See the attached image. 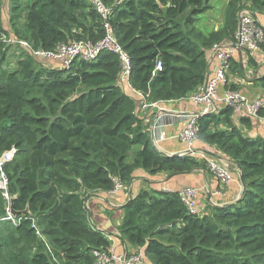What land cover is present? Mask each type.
Returning <instances> with one entry per match:
<instances>
[{
  "label": "trees",
  "instance_id": "obj_1",
  "mask_svg": "<svg viewBox=\"0 0 264 264\" xmlns=\"http://www.w3.org/2000/svg\"><path fill=\"white\" fill-rule=\"evenodd\" d=\"M101 1L110 8L106 21L88 0H8L4 19L0 0V38L55 51L101 41L107 23L130 58L132 90L149 93V102H168L189 98L206 82V51L235 43L243 8L264 16V0H227L214 28L206 15L209 0ZM5 46L0 41V157L13 151L2 172L19 214L15 224L4 220L10 200L0 191V264H97L93 251L110 250L111 242L90 225V195L127 185L137 170L172 177L206 165L156 150L136 103L118 83L117 56L103 52L95 62L61 68ZM2 47L18 50L13 67ZM259 50L264 54V39ZM157 62L162 70L153 74ZM230 65L240 76L239 64L232 59ZM254 84L264 99V75ZM257 115L264 119V105ZM198 127V140L239 170L241 197L192 216L178 192L141 190L123 207L120 238L142 248L149 264H264V139L247 137L230 108L200 117Z\"/></svg>",
  "mask_w": 264,
  "mask_h": 264
},
{
  "label": "built area",
  "instance_id": "obj_2",
  "mask_svg": "<svg viewBox=\"0 0 264 264\" xmlns=\"http://www.w3.org/2000/svg\"><path fill=\"white\" fill-rule=\"evenodd\" d=\"M98 15L106 21L110 17V8L106 7L101 0H88ZM105 36L97 42L92 43L88 40H80L68 45L62 44L55 51H44L41 49L33 50L30 44L24 40H17L12 37H1L0 41L14 46L15 48H24L29 50L35 59L39 61H57L61 63V68H69L75 60H80L88 63L97 61L100 54L103 52L111 53L118 57L121 71L118 76V83L122 88H131L129 84V75L131 69V61L128 54L123 50L120 44L115 39L111 32L110 26L104 25ZM264 39V27H262L255 16L247 9L243 8L238 13L237 28L235 31V43H222L212 47L213 56L209 63L208 77L204 85L198 91L190 96V100L200 107V112L192 114L183 124L182 130L177 136L178 140L183 144L182 153L184 156H189L205 163L207 169L215 175L223 184L230 182H239V170L234 171L230 168L228 162L219 158L218 160L208 158L206 152L195 148L198 141V119L202 116L217 114L222 108H230L232 115H236L240 119H262L257 113L264 105L263 97L254 99L247 98L239 90H231L227 88V74L231 69L230 61L235 49L247 51L250 56L255 55L259 51V44ZM162 66L157 62L155 72L161 71ZM224 87L219 93V88ZM143 104L151 108H155L158 112L162 108L158 106V102H149V93L142 95L138 93ZM13 151L5 152L0 157V191L6 200H10L7 194L8 182L2 172L5 163L12 159ZM123 185L117 183L110 194L121 190ZM198 190L195 188H186L180 192L181 201L185 206L188 215L198 216L201 210L196 205V197ZM16 217L10 214V204L6 206V217L4 220L10 221L13 224L18 221ZM93 256L97 264H147L144 250L140 252L126 254L114 253L110 250H94Z\"/></svg>",
  "mask_w": 264,
  "mask_h": 264
},
{
  "label": "crops",
  "instance_id": "obj_3",
  "mask_svg": "<svg viewBox=\"0 0 264 264\" xmlns=\"http://www.w3.org/2000/svg\"><path fill=\"white\" fill-rule=\"evenodd\" d=\"M255 19L264 27L263 15L257 14L255 15ZM5 24L7 22L3 19V25L5 26ZM212 56V49L206 51V58L209 63ZM251 57L247 51L235 49L232 58L239 64V68L241 64L243 68H240V76L230 69L227 74V84H234L247 98L254 99L256 97H263L261 89L254 84V80L264 75V54L259 50ZM41 62L47 65L62 66L57 61L51 63H48V61ZM252 65L255 68L251 67ZM223 88L220 87L218 89L219 93L222 92ZM123 91L136 103L135 112L138 118L143 121L151 143L156 150L165 156L182 153L184 146L177 136L188 117L199 113L200 107L191 101L190 98H186L177 101L158 102V106L162 108V111L158 112L155 108L143 104L138 93L133 91L132 88L126 87ZM232 120L233 124L238 126L247 137H261L264 139V119H250L249 125L242 124L241 119L236 115H232ZM221 129L225 130L226 128L222 127ZM195 148L206 152L208 158L215 160L219 158L225 159L232 170H238L234 163L215 147L197 141ZM135 149H139V147ZM186 188L198 190L196 205L202 211L201 213L208 211L207 205L219 207L233 204L241 197L243 191L240 181L223 184L207 167L205 169H196L189 174L172 177L167 176L165 173L149 175L143 170H137L133 174L131 181L127 185H123L121 190L113 194L109 192H97L87 198L86 206L89 213L90 225L94 229L104 233L111 242V250L114 253L131 254L140 252L142 248H134L120 238L118 227L124 216L123 207L141 190L180 193ZM147 264H149V260Z\"/></svg>",
  "mask_w": 264,
  "mask_h": 264
},
{
  "label": "rangeland",
  "instance_id": "obj_4",
  "mask_svg": "<svg viewBox=\"0 0 264 264\" xmlns=\"http://www.w3.org/2000/svg\"><path fill=\"white\" fill-rule=\"evenodd\" d=\"M227 0H209V4L213 7L212 9H210L208 11L207 15V19L209 21V25L214 26V28L219 24H221L222 20H223V14H224V7L226 4ZM9 8V2L8 0H3V8H2V14L4 16L5 19V14L3 12L7 11V9ZM8 20V19H7ZM8 26V23L5 24ZM216 27V28H217ZM9 28V27H8ZM6 46H8L9 48H11L10 45H8L7 43H5ZM5 46V47H6ZM13 47V46H12ZM7 48V47H6ZM3 50H5V48L2 47ZM42 50V49H41ZM6 53V65L9 67H13L15 64V58L17 57L16 54L18 55V50H11V49H6L5 50ZM37 60V59H36ZM39 61V60H38ZM223 126H219L218 128L221 129ZM199 141V140H198ZM235 182V181H233ZM232 183V182H230ZM225 184H229V183H225ZM180 194V193H179Z\"/></svg>",
  "mask_w": 264,
  "mask_h": 264
},
{
  "label": "water",
  "instance_id": "obj_5",
  "mask_svg": "<svg viewBox=\"0 0 264 264\" xmlns=\"http://www.w3.org/2000/svg\"><path fill=\"white\" fill-rule=\"evenodd\" d=\"M240 51V49H239ZM50 61H48L49 63ZM51 63V62H50ZM241 69L243 68L242 64H241ZM172 156H184L183 154H177V155H171V156H168V157H172ZM239 181L242 185V188H244V184H243V181H242V178H241V174L239 173ZM219 207H222V206H219ZM10 214L14 217L18 216L19 213H17L16 211H14V208H13V201L10 200Z\"/></svg>",
  "mask_w": 264,
  "mask_h": 264
}]
</instances>
